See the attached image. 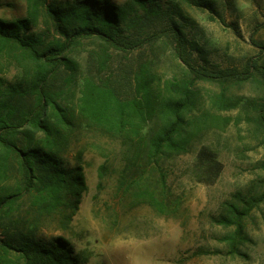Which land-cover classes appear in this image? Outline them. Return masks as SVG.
<instances>
[{"label": "trees", "instance_id": "1", "mask_svg": "<svg viewBox=\"0 0 264 264\" xmlns=\"http://www.w3.org/2000/svg\"><path fill=\"white\" fill-rule=\"evenodd\" d=\"M180 1L209 5L207 0ZM135 2L138 7L112 0H28L27 16L0 17V264L87 261L88 255L75 253L65 235L47 240L37 233L43 218L59 213L68 228L88 188L81 163L85 149L78 151L74 166L65 161L84 128L120 142V187L162 213L173 211L165 200L163 163L189 153L208 125L222 122L221 111L242 104L251 110L247 119L264 134V100L253 104L231 91L253 79L264 88V44L255 38L264 24L251 35L259 53L241 68H210L195 60L196 50L202 56L204 50L187 36L181 21L190 19L178 3ZM42 15L52 24L51 37L36 28ZM155 22L165 25L150 31ZM163 38L172 44L179 73H162L146 54ZM85 39L105 46L89 54L98 65L96 71L83 70L74 56ZM110 49L123 56L116 68ZM11 67L16 73L10 78L6 72ZM200 83L218 89L207 97ZM197 158L216 178L222 168L216 151L204 146ZM108 169L106 160L99 167L101 178ZM15 172L18 182L12 184ZM26 198L30 209L22 215ZM237 198L225 204L220 218L225 226H235L228 236L232 253L239 251L245 220L263 201L264 192Z\"/></svg>", "mask_w": 264, "mask_h": 264}, {"label": "rangeland", "instance_id": "2", "mask_svg": "<svg viewBox=\"0 0 264 264\" xmlns=\"http://www.w3.org/2000/svg\"><path fill=\"white\" fill-rule=\"evenodd\" d=\"M63 2L72 0H61ZM117 4L137 3L135 0H112ZM164 5L178 3L190 21L182 20L188 37L203 48L196 50L195 60L210 68L239 67L259 53L251 35L264 24V0H207L209 5L180 0H155ZM138 7V5H137ZM28 0H0V17L15 19L28 15ZM155 22L150 28L161 29ZM165 27V26H164ZM38 30L51 37L52 24L42 15ZM264 44V26L255 34ZM105 46L97 39H85L74 56L83 70H97L95 59ZM156 61V67L167 75L181 72L173 57L172 44L167 38L158 40L146 49ZM116 68L122 53L110 49ZM136 55V54H135ZM7 77L16 73L14 67ZM80 86H78V89ZM203 95L209 96L217 86L200 83ZM232 93L253 104L264 100V88L258 79L231 88ZM247 109L238 108L220 112L222 122L208 125L195 140L189 153L163 163L167 187L165 200L172 212H159L148 203H140L120 187L119 175L124 164L119 141L85 129L65 153L68 167L74 166L79 150L83 152L82 165L88 188L68 228L61 224V214L43 218L38 235L51 240L65 235L75 253L88 255L82 264H264V199L245 220L246 236L238 252H231L229 235L235 226H225L221 215L227 202L238 201L237 195L247 198L264 192V134L247 119ZM251 111V110H249ZM216 151L222 163L220 173L213 178L200 165L198 154L202 147ZM109 161V169L101 178L99 167ZM17 172L10 183H17ZM157 173L150 176L156 181ZM21 214L30 209L26 198Z\"/></svg>", "mask_w": 264, "mask_h": 264}]
</instances>
